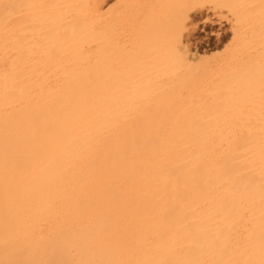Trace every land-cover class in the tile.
<instances>
[{"label": "bare ground", "instance_id": "1", "mask_svg": "<svg viewBox=\"0 0 264 264\" xmlns=\"http://www.w3.org/2000/svg\"><path fill=\"white\" fill-rule=\"evenodd\" d=\"M217 7L203 78L188 28L186 72L112 74L97 0H0V264H264V0Z\"/></svg>", "mask_w": 264, "mask_h": 264}, {"label": "rangeland", "instance_id": "2", "mask_svg": "<svg viewBox=\"0 0 264 264\" xmlns=\"http://www.w3.org/2000/svg\"><path fill=\"white\" fill-rule=\"evenodd\" d=\"M190 1L97 0L100 21L107 29L108 66L112 74L120 70L138 74L154 65H160L162 70H157L162 72H186L187 65L178 61L167 43L173 31L178 32L184 27L188 31L183 35L184 45L180 48L190 60L200 59L201 54L210 53V64L205 65L204 69L196 70L203 78H210L211 74L215 76L220 69L218 66L224 65L225 56L230 49L229 47L226 51V45L233 39L232 15L226 9L217 7L224 0H204L208 2L206 9L193 13L191 19L186 21L188 23L184 24L186 26L183 22L181 26L176 19L185 14ZM142 55H146V58L138 60Z\"/></svg>", "mask_w": 264, "mask_h": 264}]
</instances>
